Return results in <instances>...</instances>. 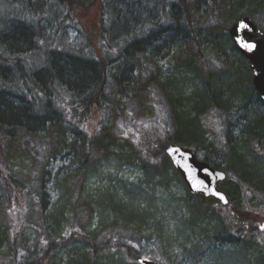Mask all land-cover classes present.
Instances as JSON below:
<instances>
[{
  "label": "trees",
  "instance_id": "16d2710c",
  "mask_svg": "<svg viewBox=\"0 0 264 264\" xmlns=\"http://www.w3.org/2000/svg\"><path fill=\"white\" fill-rule=\"evenodd\" d=\"M5 1L6 4L19 6L26 13L27 17H22L23 27L21 24L14 26L21 36L17 39L20 44H27L26 39L29 38L35 41L44 37L43 29L37 30L40 15L44 9H50V2L53 1L58 11L52 15L53 34L61 33L66 23L83 37L85 44V48L70 54L55 48L52 39L45 52L37 50L33 43L26 46L30 52L28 55L6 56L0 40V142L4 139H21L27 157L32 159L34 172L29 181L13 172L0 149V206L8 204L10 209H16L15 217L11 213L6 215L11 223L17 222L18 215L26 216L31 211V214L38 216L37 222L41 227L35 245L22 248L16 245L15 237L11 243L9 231L0 225V247L10 245L8 264H137L139 258L165 264L219 263L227 255L224 251L225 242L235 239L232 233L227 232L229 227L224 224L225 217L211 212L209 205L219 202L214 198L191 195L165 154L166 146L170 143L204 151V161L226 175L221 184L229 186L222 189L228 198L227 208L239 197L255 196L264 204V111H261L264 102L258 98L251 83L247 60L239 54L228 30L222 31L218 25L211 28L209 42L216 52L221 57L225 56L226 50L229 52L222 63L229 86L227 93L232 95L234 90L240 91L238 137L243 145L231 146L229 135L225 137L228 148L222 153L226 158L223 167L221 162H217L218 151L206 141L199 117L204 112L229 111V106L225 110L221 103L224 98L219 96L222 93L218 92L221 86H217L226 78L221 79L218 73H212L210 69L206 72L204 65L194 60L192 54L182 51L186 46L197 43V40H190L191 31L184 21L177 18L178 14L188 19L191 10L200 11L209 2L214 5V9L218 8V1L193 0L190 5L188 0H177L179 4L173 5L170 11L175 23L166 22L167 25L161 26L157 32L135 38L118 53V60L112 70H108L109 64L100 48L94 51L90 48L96 42L111 45L108 24H104L103 18H96L93 28L86 30L79 21L83 12L91 13V9L99 8L103 2H108L112 7L110 0ZM246 1L241 0L235 12L230 14L232 23L244 15L253 17L256 10L238 14ZM249 1L251 3L252 0ZM100 14L105 16L108 10L100 6ZM186 30H189L188 34ZM151 45L155 46V51L164 46H180L179 53L182 52L173 59L172 70L175 73L172 76L162 78L159 71L157 76L142 77L143 68L146 67L140 64L145 49L143 46L148 48ZM56 54H67L69 57L70 62L63 69V75L73 86L58 72L60 77L51 73L52 80L45 87L44 74L40 68L29 66L32 56L38 58L39 63L36 65L44 62L46 66ZM134 71L138 72L144 90L154 84L169 107L174 136L168 139L167 144L162 145L159 152H153L150 147L145 148L140 153L142 159L129 152L112 153L111 148L116 147L114 140L108 144L104 136H88L84 132L87 131L86 125L84 131H74L76 136L79 135V140L74 138L67 143L65 134L70 127L82 122L83 111L93 106V103L103 108L100 101H108L111 93L124 94L129 86L126 87L122 81L130 74L133 76ZM179 73L192 75L194 80L201 81L200 86L184 95L181 87L185 83L177 85L173 78ZM7 75L12 78L9 83ZM207 76L211 78L210 83L206 80ZM62 91L65 96L73 93L69 103L61 94ZM4 95H10L12 99H5ZM13 99L23 103V111L14 107ZM46 139L49 141L45 142ZM52 140L55 142L54 147H51ZM95 148L105 161L115 155L126 165H137L143 171L144 180L130 184L109 178L106 183L97 184L96 188L91 189L87 184L97 176L100 159ZM56 158H61L65 164L49 178L47 166ZM174 184L183 188L182 197L176 198L172 193L165 198L157 196L156 189L169 192L170 186ZM52 195L54 199L46 207L45 200ZM235 217L234 224L246 219L239 214ZM212 220L219 227L210 229ZM93 221H96L95 225ZM213 244L217 246L211 249ZM261 244V251L264 252V244ZM206 248L212 253L202 254L207 251ZM237 248L242 249L239 245ZM254 258L255 264H264V254Z\"/></svg>",
  "mask_w": 264,
  "mask_h": 264
},
{
  "label": "rangeland",
  "instance_id": "374dc122",
  "mask_svg": "<svg viewBox=\"0 0 264 264\" xmlns=\"http://www.w3.org/2000/svg\"><path fill=\"white\" fill-rule=\"evenodd\" d=\"M188 1L189 4L192 5L193 0ZM216 1L219 3L218 8L216 7L214 9V5L209 2L206 6L200 7V11L191 10V16L188 19L186 17L183 18L181 14H178L177 18H179L181 22L184 21L186 26L190 29V40L193 38L197 40V43L186 46L182 51H188L189 54H192L194 60L196 59L199 63L204 65L203 67L206 72L207 69H210L212 73H218L219 76H221L220 78L223 79L225 77V67L222 63L223 59L229 55V52L226 50L225 56L221 57L209 42L211 40L209 33L212 31L211 28L216 25H218L222 31L228 30L229 26L232 24L230 14L235 12V8L241 0ZM256 1L257 0H252L250 3V1L247 0L243 5L244 7L238 11V14L256 10L253 13V17L250 18L259 29L264 30V0H258L257 3ZM110 2L112 3V7L109 6L108 2L100 4L102 8L108 10V14L105 16H101L99 6L97 9H91V13L83 12L79 20L86 30H91L93 28L96 18L101 17V19L103 18L104 24H108V30L112 40V43H110L111 45L96 42L97 44L95 46L90 47L92 51H94L95 48H100L101 53L103 55L105 54V60L109 64L108 70H112L113 66H115V62L119 57L118 53H121L135 38H139L140 36L146 37L153 32H157L161 26L167 25L166 22L169 24L175 23L171 18L170 11L173 5L179 4L177 0H110ZM50 6V9H44L42 15H40V24L37 29L38 31L43 29L44 37L42 36L43 38L35 41H30V38L26 39L27 44L24 45L18 42L17 39L21 38V36L18 35L17 32L16 34L18 36L15 34L14 26L19 24L18 22L22 17H27L26 13H23V9L19 6L6 4L5 0H0V40L9 54L28 55L29 50L26 46L33 43L37 50H43L45 52L48 43L52 39L54 47L59 50L65 49L74 51L85 48L83 37L69 24L64 23L61 33L53 34L51 29L53 20L52 15L53 12L57 13L58 11L55 8L54 1L50 2ZM171 14L174 15L173 12ZM99 22H102V20L98 21V23ZM187 31L189 32V30H186L188 34ZM107 45L109 47H107ZM157 45L160 44H155V46ZM155 46L151 45L148 48L143 46L145 49L140 57V64L146 67L143 68L142 77L157 76L159 71H161L162 78L172 76V74L175 73V71H173V59L179 57L182 51L179 53V49H176L172 45L168 46V48L166 46L160 47L155 51ZM203 67L200 66V68ZM138 76L139 74L137 71H134L133 76L131 74L127 76L122 82L126 87L129 86V88L125 90L124 94L111 93L108 101H100L101 105L104 106L103 108H98L97 105L93 103V106L84 110V118L81 122L84 123V125L82 126L81 123L75 122L76 126L70 127L72 130L69 129L67 132V141L69 142L72 138H77L79 140V135L76 136L74 131H84L83 127L86 125L85 129L87 131L84 132L88 134V136H104L103 138H105L108 144L114 140L116 147L111 148L112 153L120 154L129 152L130 155L135 154L142 159L143 157L140 153H143L144 149L147 147H150L153 152H159L160 147L166 145L168 139L174 136L171 112L163 95L155 85L152 84L148 89L144 90L143 84L138 79ZM3 77L4 75L2 78ZM7 77L12 79L10 75H7ZM173 78L177 85L179 83H185L184 85H187V87H181L183 88L182 92L184 95L189 94L190 90L191 92L193 89L196 90L201 84L200 80H194L195 78L190 74L179 73L176 74V77L173 76ZM225 78V81L220 84L221 88L218 91L222 92L224 95L229 89L228 86L225 91L227 77ZM209 79L211 78L207 76L206 80L210 83L211 80ZM61 94L65 96L63 91ZM72 94L73 93L66 94L65 98L67 99V103L73 99L71 97ZM231 96L230 93H227L226 97L224 96L225 99L221 100V103L225 106V110L227 106H229V111L226 113L216 110L215 112H204V114L199 117L206 141L218 151L219 161L217 160V162H221L223 167H225L226 158L222 156V153L227 151L226 149L228 148V146H226L225 137L230 133L232 137H237L239 134V104L237 99ZM261 111L263 112L264 108H261ZM47 141H49V139L45 140V142ZM52 141L51 147H54L55 142L54 140ZM0 149L2 150V154L9 168L13 172L21 174L25 180L29 181L32 179L34 175L33 162L30 157H27V151L22 145L21 139L16 141L4 139L0 142ZM190 149L194 151L199 161H204V151H198L194 148ZM96 151L97 156L100 157L101 153L97 149ZM101 157L99 159L97 176L91 179L87 184L91 189L96 188L97 184L106 183V180L109 178L121 180L130 184H137L144 180L143 171L137 165H126L125 162L119 160L115 155H111L107 161L103 160ZM139 162L140 159L137 163ZM64 164L65 161L61 158L51 160L47 166L50 173L49 178L53 177ZM49 182L50 179L48 185L50 184ZM220 184L219 189L221 191L224 187H229L226 184ZM170 193L174 194L176 198H180L183 196L184 190L178 184L171 185L169 192L156 189L158 197L165 198L167 195H170ZM53 199V195L46 198V207L49 206L50 201ZM242 204H250L249 209L246 211L241 209L240 205ZM209 207L214 215H219V217L223 215L225 217L224 224L229 227L227 232L232 233L236 240L242 238L241 235L244 237V233L240 231L243 230L240 223L234 224L237 218L235 216H238V214L241 216L245 213L246 219L257 218L259 219V224L264 223L262 219V217H264V204L255 196L244 197V199L239 197L233 200L229 208L221 207L219 204L214 203H211ZM236 209L239 211H235ZM15 211L16 209H10L8 204H2L0 206V225L9 231L11 243L13 237H15V243L18 247L27 248L35 245L38 240V232L41 230L39 226L40 223L37 222L38 216L28 211L26 216L20 215L19 217L18 215L17 222L13 224L6 215L11 213L13 217H15ZM230 212L233 214L230 215ZM254 212H256L257 215H254ZM95 222L96 221H93L94 225ZM223 222L224 221H222L221 224ZM216 224L217 222L212 220L209 225L210 229L216 226L219 227ZM238 230L241 233H239ZM260 235L259 240L253 239V245H251L254 246L255 251H261L262 247L260 245H262L261 243L264 244V233ZM216 246V244H213L211 249ZM219 248L220 247H218V249ZM235 248L233 247L232 250H240ZM9 250V244L0 247V264H8L9 258L11 257ZM208 253L209 249L202 252V254ZM257 255L258 254H227L219 260L217 264H255L254 257ZM127 263L130 262L127 261ZM162 263L165 264L164 262Z\"/></svg>",
  "mask_w": 264,
  "mask_h": 264
},
{
  "label": "water",
  "instance_id": "95a60500",
  "mask_svg": "<svg viewBox=\"0 0 264 264\" xmlns=\"http://www.w3.org/2000/svg\"><path fill=\"white\" fill-rule=\"evenodd\" d=\"M242 24L247 27H241ZM228 34L239 54L247 60L252 73V85L258 98L264 101V30L259 29L249 17L244 16L229 27ZM242 43L252 44L254 47L247 49L241 46ZM165 153L190 194L204 198L212 197L222 205L228 203L226 196L218 188L219 182L225 179L223 172L204 161H199L191 149L174 143L166 147ZM260 229H264V224ZM137 263L161 264L147 259H138Z\"/></svg>",
  "mask_w": 264,
  "mask_h": 264
},
{
  "label": "bare ground",
  "instance_id": "6f19581e",
  "mask_svg": "<svg viewBox=\"0 0 264 264\" xmlns=\"http://www.w3.org/2000/svg\"><path fill=\"white\" fill-rule=\"evenodd\" d=\"M244 16H246V15H244ZM244 16H242V17H244ZM247 17H249V16H247ZM19 24L18 25H22V27H23V25H24V23H23V20L21 19L19 22H18ZM17 27V26H16ZM21 29V28H20ZM19 29V30H20ZM14 32H15V34H16V32L17 31H15V29H14ZM21 35H22V33H20ZM17 35V34H16ZM30 41H32L31 39H30ZM32 45V44H31ZM178 48H180V46H178L176 49H178ZM29 50V49H28ZM64 51H65V53L66 52H68V53H72V51L71 50H65V49H63ZM77 51H80V49L79 50H74L73 52H77ZM29 54H30V52H29ZM4 55H6V56H13V54H9L8 52H7V50H6V52L4 53ZM67 54H61V55H55V56H53V57H51L50 59H49V61H48V64L45 66L44 65V62H41L42 64L40 65H36V63H39V61H38V58H37V56H32L31 57V62H30V64L31 65H29V66H33L32 68H40L39 70H40V72H42L43 74H44V86L46 87L50 82H51V80H52V77H51V73H53V75L55 76V77H60L59 75H58V72H60V75H61V77L64 79V80H66V82H68V84L70 85V86H73V83H71V81H69L68 79H65L64 78V75H63V69L64 68H66V65L70 62V59H69V57L68 56H66ZM27 64H29V62H27ZM50 72V73H49ZM11 78V77H10ZM8 83L9 82H11L12 81V79H9L8 78ZM227 83V82H226ZM213 85H215V84H213ZM217 86L219 87L220 85H218V83H217ZM56 88H58V87H56ZM227 88H228V83H227V86L225 87V91L227 90ZM240 91H239V89H236V90H234L233 91V93H232V97L235 99V98H237V101H238V104H239V107H240V99H239V97H240ZM219 96H222V98H224L225 99V95L224 94H220ZM4 98L5 99H12L11 98V96L10 95H4ZM14 100V99H13ZM230 100H231V98H230ZM229 100V101H230ZM13 103H14V107H16V108H18L19 110H21V111H23V103L21 102V101H19V100H14L13 101ZM1 110L3 111V109L1 108ZM25 110V109H24ZM68 132V131H67ZM230 136H229V144L231 145V146H242L243 144L241 143V141H240V139H239V137L237 136V137H232V135H231V133L229 134ZM65 137H66V139H67V133L65 134ZM73 139L74 138H72L69 142H72L73 141ZM67 141V140H66ZM67 143H68V141H67ZM214 252H215V250H214ZM240 252V251H239ZM212 253V250H209V254H211ZM214 254V253H213ZM246 262V261H245Z\"/></svg>",
  "mask_w": 264,
  "mask_h": 264
},
{
  "label": "flooded vegetation",
  "instance_id": "af4514ba",
  "mask_svg": "<svg viewBox=\"0 0 264 264\" xmlns=\"http://www.w3.org/2000/svg\"><path fill=\"white\" fill-rule=\"evenodd\" d=\"M249 206H250V204H242V205H240V208L243 209L244 211H246L249 209ZM254 215H257V213L254 212ZM242 216H245V213L242 214ZM241 221H242V223H240V225L243 227V230H240V231L242 233H244V237H243V235H241L242 238H239L238 240L234 239L233 241L228 239L225 242V254H264V252H262L260 250L255 251L254 246H251V245H253L252 244L253 239L259 240V238L261 236L260 234L264 233V229H260L261 225L259 224V219H257V218H254V219L243 218ZM240 231H239V233H241ZM235 240H236V242H234ZM238 245L242 249L232 250L233 247L235 248ZM244 247H246L247 250H243Z\"/></svg>",
  "mask_w": 264,
  "mask_h": 264
},
{
  "label": "snow or ice",
  "instance_id": "6c2138e0",
  "mask_svg": "<svg viewBox=\"0 0 264 264\" xmlns=\"http://www.w3.org/2000/svg\"><path fill=\"white\" fill-rule=\"evenodd\" d=\"M241 27H247V25H245V24H242L241 25ZM242 47H244V48H247V49H251V48H253L254 47V45H252V44H245V43H242V45H241ZM221 199H223V197L221 196Z\"/></svg>",
  "mask_w": 264,
  "mask_h": 264
}]
</instances>
